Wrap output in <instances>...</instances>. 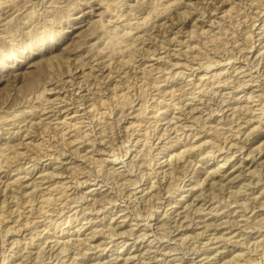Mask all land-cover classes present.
<instances>
[{
  "label": "rangeland",
  "instance_id": "rangeland-1",
  "mask_svg": "<svg viewBox=\"0 0 264 264\" xmlns=\"http://www.w3.org/2000/svg\"><path fill=\"white\" fill-rule=\"evenodd\" d=\"M183 5L191 11L185 22L159 27L143 44V38H133L136 29L130 27L151 26L164 6L173 12ZM263 46L264 0H6L0 7V264H115L118 254V264H179L175 255L191 264L193 249L206 242L214 248L221 238H210L221 234L231 240L204 264H252L254 258L264 264V155L252 162L264 147V83L234 71L251 69L259 61L252 63V53ZM26 54L32 66L9 73ZM99 56L113 70L111 77L98 70L99 60L91 70ZM83 62L72 79L79 83L60 79H71L70 67ZM229 76L249 83L230 80L224 105L229 104L219 110L222 105L211 98L218 81ZM100 81L103 90L95 86ZM43 103H55L62 112L36 118L16 145L32 124L30 112ZM241 104L255 107L253 115L261 118L242 114L234 121ZM8 129L19 130L16 139L5 134ZM161 133L166 134L159 141ZM153 141L158 144L150 148ZM113 149L122 156L117 162L111 161ZM188 151L201 155L195 159ZM90 175L107 184L90 179L78 185ZM232 192L240 199L226 207ZM221 207L226 213L202 234L199 221ZM57 214L58 222L48 221ZM230 216L254 232L227 233L220 223ZM80 220L87 222L76 232ZM160 243L172 252L149 259L150 246L155 250ZM140 257L145 263L136 262Z\"/></svg>",
  "mask_w": 264,
  "mask_h": 264
},
{
  "label": "bare ground",
  "instance_id": "bare-ground-1",
  "mask_svg": "<svg viewBox=\"0 0 264 264\" xmlns=\"http://www.w3.org/2000/svg\"><path fill=\"white\" fill-rule=\"evenodd\" d=\"M215 0H206V3H210V4H212L213 2H214ZM4 2H6V0H2V1H0V7L2 6V4L4 3ZM173 2H175V1H173ZM173 4V3H172ZM187 5V4H186ZM188 6H185V5H183V6H177V7H175V8H173L172 9V11L173 12H169L168 11V8L169 7H166V6H164L162 9H161V12L158 14V16H156V17H153V19H152V21H153V25H151V26H149V22L148 23H146V24H138V25H136V26H133L132 28L130 27V29H131V31H132V29L134 28V29H136V31L134 32L133 31V38L134 39H139V38H143V40L141 41L142 42V44L143 43H146V40L147 39H149L150 38V36L154 33V32H156V31H158L159 30V27H160V29H162V30H168L170 27H171V29H172V27L174 26V25H176V24H179V23H182V22H185L186 21V17L189 15V13L191 12L190 11V9L189 8H187ZM96 8V7H95ZM184 8V9H183ZM93 9V8H92ZM215 9V8H214ZM84 10V8H82L81 9V11H83ZM94 13H95V11H94ZM212 12H210L209 14H211ZM86 14H87V11H84L81 15H79L80 17H79V19H80V21H84L85 19H86ZM155 18V19H154ZM128 23H130V22H128ZM127 22L125 23H123V24H121V25H126V24H128ZM131 24V23H130ZM82 25V24H81ZM120 25H116L115 27L117 28V27H119ZM164 27H166V28H164ZM168 42H170V43H175L176 42V40H174V41H168ZM166 42H164V44H162L161 45V47H166L167 46V43L165 44ZM160 47V48H161ZM254 47V45H252V48ZM259 49V51H258V53H256L255 51L252 53V55H251V57L250 58H252V63L253 62H255L254 61V59H259V61L250 69V67L249 66H246V65H243L241 68H237V67H234V71H235V73L237 74V75H239V74H241L242 72H243V70H244V72H245V74L246 75H251V76H253V77H255V79H253V80H255V81H260L261 83H260V86H262L263 85V80H264V76H262V74L264 73V65L263 66H261L260 67V64L262 63V61H263V59H264V46H263V49H261V48H257L256 49V51ZM23 59H20L19 61V63H16V64H13V65H10V67H11V69L12 70H10L9 71V73H14V74H17V75H19L20 73H18L21 69H23L24 67H30V66H32V63H31V57H30V55H23ZM254 57V58H253ZM100 58H102V59H104V57L103 56H99V59H92L93 61L91 62L92 64L91 65H89V66H91V70H93V69H95V65L93 64V62L94 61H96V60H99L98 62H99V71H102L103 73L102 74H104L106 77H111V75H112V72H113V70L109 67V65L108 64H106V63H104V61L103 60H100ZM108 61V60H107ZM109 63H112V61H110ZM249 63L251 64V62L249 61ZM73 63H71V65H72ZM249 64V65H250ZM85 65V62H83V64H78V65H76L75 67H70V72L68 73V75H70V77H71V79H65V78H60L61 80H64V82L65 83H69L70 81H73L72 82V84L73 83H79V82H76V81H74V80H72V79H74L75 77H76V74H77V69H78V67H81V71L83 70V66ZM245 67H247V68H245ZM254 67H257V69H256V71L258 72V75H253V72H252V70H253V68ZM263 67V71L261 70V68ZM248 69H250V72H247V70ZM107 70H109L108 72H107ZM73 71H74V73H73ZM104 77V76H103ZM106 77L104 78V82H105V80H106ZM230 77L231 76H229L228 78H226V79H223V80H219L218 81V83H219V85H216L217 86V89H218V92L216 91V95H214V96H212V98L211 99H214V100H217V104H218V106L220 107L221 105V108L219 109V107H218V109L219 110H223V108L225 107V105H228L229 103H226L225 105H224V103L226 102V100H227V97L228 96H226L228 93H230L229 91H227V89H228V86H230V80H234L236 83H238V85L239 86H241V85H245V83L247 84V83H249L247 80H246V77H242V78H244V79H241V80H236L237 78H239V77H241V75L240 76H238L237 78H235V79H230ZM99 79H101V77L99 78ZM52 82V81H51ZM103 82L102 81H100V82H98V84H95V86L96 85H98L97 87H101L100 88V90H103L105 87H103V84H102ZM215 83V82H214ZM64 86H67V85H64ZM83 85H79V87L81 88ZM63 87V86H62ZM61 87V88H62ZM106 87L107 88H109V84L108 85H106ZM197 88H200V86H198V87H196V88H194V89H197ZM48 90V88H46L45 89V91H47ZM243 91H245V89L243 88L242 89ZM72 93H70V97H72ZM255 96V95H254ZM260 96H264V94L262 93V94H260ZM74 100L75 99H77V98H73ZM248 97L245 99L246 101H248ZM54 104L55 103H53V104H50V105H46V103H43V104H40V105H38V106H36L35 108V110H33L34 112H30V116H32V118H30L29 120H28V116H27V118H24L23 120H21V121H24V120H28V121H31L32 122V124H26V125H28L27 126V128L25 129V131H27V133L25 132V134H23L22 132L20 133V136L18 137L19 139H22V140H20L19 142H17V143H15L16 145H18V144H20L22 141H23V139H24V137H25V135L26 134H28V133H30V131H28L31 127L30 126H32L33 125V123H37V121L36 122H34V120L36 119V118H39L40 120L41 119H43V116L46 114V113H48V112H50V111H53L54 112V114H56L57 112H62V110L59 108V109H57L56 107H54ZM263 106H262V109H263V111H264V104H262ZM80 107V106H79ZM37 108H39V109H37ZM68 110V109H67ZM237 111H239V112H237ZM256 111V108L255 107H250V106H247V104L243 107L242 106V104L241 105H239L238 106V108H237V110L235 111V112H237V113H234V115H232V116H234V121L235 120H237V119H240L241 118V115L243 114L244 116H245V114L247 115L248 114V116H251V115H253V113ZM232 114H233V112H232ZM243 116V117H244ZM247 117V116H246ZM261 118V116H259V114H258V116H255V115H253V118H257V120H259L260 118ZM165 118V117H164ZM233 118V117H232ZM250 119H252V118H250ZM249 118L246 120V121H249L250 120ZM172 121H173V116H171L170 117V119L168 120V122H170V123H172ZM180 121V117H177V120H176V123L178 124V122ZM77 123V122H76ZM75 123V124H76ZM11 124H16V122H13V123H11ZM46 124V123H45ZM176 124V125H177ZM179 125V124H178ZM192 126H194L193 124H191ZM238 125H241V124H238ZM175 127V125H173L171 128H174ZM179 127V126H178ZM184 125H182V127L181 128H175V132L176 133H178V131H180L181 129H184ZM213 127V126H212ZM21 128V127H20ZM19 128V129H20ZM194 128H197L196 126H194ZM169 129V128H168ZM205 129V128H204ZM257 130H260V129H257ZM229 131H233V128L232 127H229ZM261 131V130H260ZM259 131V132H260ZM264 131V130H263ZM185 132V131H184ZM211 132V131H210ZM238 132V135L237 136H235V135H232V137H231V139H233L234 137L233 136H235V137H237V138H240L239 137V134L241 133V132H239V131H237ZM6 133H10V137H11V139H14L15 138V135L17 134V133H19V130H17V131H15V130H11V129H8V130H5V134ZM253 132H251V134H252ZM166 134V133H165ZM164 133H161L158 137H156L159 141L164 137L163 135H165ZM208 134H211V133H208ZM171 136V129H170V132L168 131V136L167 137H170ZM2 138H6V136H4V137H2ZM16 139V138H15ZM178 139V138H177ZM242 140V139H241ZM164 140H162V142H163ZM174 141V140H173ZM177 141H180V139H178ZM101 142V141H100ZM157 144H158V142H152V144H150V148L151 147H156L157 146ZM178 143L177 142H175V143H173V145L174 146H176ZM233 144V143H232ZM169 146V148H170V146H172V144H170V145H168ZM226 146L224 145V146H222L221 145V147H220V149H223V148H225ZM244 148L245 147V144H242V145H240V148ZM78 148H80V146L79 147H77L76 149H78ZM84 149H85V147H84ZM83 147H81L80 148V150H79V153H80V155L82 154V156H85V157H87V154L88 153H82L83 152ZM167 147H165L164 148V151H167ZM74 149H72L71 151H73ZM130 150V147H128V151ZM89 151V150H88ZM127 151V152H128ZM211 151V150H210ZM211 152H209V153H206V154H208V155H211L210 154ZM112 154H113V156H114V158L111 160L112 162H117L118 161V159L119 158H121L122 156H121V154H119V153H116L115 151H114V149L112 150ZM188 154H189V156L190 157H195V159L196 158H198V156L199 155H201V153L200 152H198V153H194V152H192V151H188ZM259 155V156H258ZM263 155H264V147H262V148H259L258 150H257V152H256V155H254V157H256V158H254L253 159V163L254 162H258V160L259 159H261L262 157H263ZM59 156V155H58ZM57 156V157H58ZM211 157H213V156H211ZM199 159V158H198ZM230 159V158H229ZM194 161V159L193 160H191L190 159V161L189 162H193ZM53 166V165H52ZM20 167H23V165L22 166H20ZM47 167V166H46ZM60 167V166H59ZM61 167H63V166H61ZM112 168H114L113 169V171H115L116 172V168H115V166H112ZM66 169H67V167H66ZM36 170V167L34 166V168H33V170H32V172H34ZM156 170V169H155ZM154 170V171H155ZM31 171V170H30ZM156 172V171H155ZM57 173V172H56ZM93 176V177H92ZM90 179H93L94 181H95V183L96 184H102V183H104V184H107V182H105L99 175H90V178H87V179H85V181H78V185L80 186L81 184H84V183H86V182H88V181H90ZM259 179H261V177H260V175H259ZM251 183H253L251 180L248 182V186L250 185L251 186ZM255 183H257V182H255ZM18 185H21V183L20 184H18ZM153 185H154V183H152V187H153ZM159 186H161V185H159ZM244 186H247V185H244ZM38 187V186H37ZM156 187H158V186H156ZM49 188V187H48ZM193 190V189H192ZM246 190V189H245ZM93 191V190H92ZM91 191V192H92ZM133 192V191H132ZM18 193H19V191L16 193V196L14 195V197H20L19 195H18ZM248 193V192H247ZM250 194L252 193V192H249ZM52 193L50 192L49 193V196H47V197H45L44 199L46 200V199H49L47 202H50V200H51V198H52ZM194 195V192H191L190 193V197L189 198H191L192 196ZM227 196L229 197V198H232V200L230 201V202H227V201H225V202H227V203H225V205H226V207H229L232 203H234V202H236L237 200H239L240 198H238L237 197V195L236 194H234V196H233V192L232 193H230L229 195H226L225 197L227 198ZM86 197H87V195L85 196V195H82V201L84 200V199H86ZM224 197V198H225ZM234 197H237V199H234ZM130 198H132V196L130 197ZM180 206V205H179ZM222 206H224V205H222ZM125 208H128V206H126ZM186 208H188V206L186 207ZM204 208H200L199 209V211H201V210H203ZM219 209H222L221 211H219ZM219 209H216V211L214 212V211H209V213H212L211 214V216H209V217H207V218H205L204 217V219L203 220H200L199 222H204V224H203V227H205L204 229H203V232H202V234H204V232L205 231H207V229H206V227L207 228H211L213 225H212V219H214L215 217H217L218 216V218H220V217H222L225 213H226V211L223 209V207H221V208H219ZM248 210L246 209V212H247ZM245 212V214L247 215V213ZM198 213H200V212H198ZM198 213H196V214H198ZM208 212H206L204 215H208L209 214ZM61 214V213H60ZM179 214H181V213H179ZM190 217V214L189 213H187V214H185L184 216H182V217ZM198 216H200V215H197V216H195V217H198ZM41 217V216H40ZM195 217L193 218V217H191L190 218V220L191 221H193V220H195ZM234 217V218H233ZM237 216H230V217H227V219L226 220H223L220 224H222V223H225V226H226V228L227 229H230L229 231H227V233H232L233 231H234V228H237V229H239V231L236 233L235 232V234H233V235H241V234H243V235H246L247 233H253L254 231L251 229V230H247V229H245V225L244 224H241V222L239 221V219H237L236 218ZM83 218H87L85 215H83ZM210 218H211V221H210ZM47 218H45V219H43L44 221L46 220ZM59 219H60V215H58L57 214V216H56V218H49L48 219V221H51V223H53V222H58L59 221ZM170 219V218H169ZM209 219V220H208ZM43 220H39V221H37V223H39V222H41V221H43ZM68 221H70L71 222V220L72 219H67ZM17 221V220H16ZM88 221V222H87ZM87 221H82V220H80V223L82 222L83 224H82V226H80L78 229H76L77 231L76 232H79L81 229H82V227L86 224L85 222H87V223H89V222H91V219H88ZM175 221H177V220H175ZM29 222V221H28ZM42 223H44V222H42ZM51 223L50 224H46V226L47 227H49V226H51ZM192 223H188V227H186V228H191V225ZM41 225H43V224H41ZM148 226V228H151V225H149V224H147ZM222 226V225H221ZM57 227H59V226H57ZM14 230V229H13ZM44 230H45V228H44ZM153 230V229H152ZM246 230V231H245ZM242 231H245V232H243L242 233ZM223 233V232H222ZM234 233V232H233ZM79 234V233H78ZM116 233L114 232L113 234H112V236H114ZM145 234H148L147 233V231L145 232ZM246 236H249V235H246ZM218 237H220L221 239H218ZM46 239V241L45 242H47L48 241V237H46L45 238ZM215 239H218V240H216V241H214L213 242V240H215ZM71 240V238H69L68 239V242ZM210 240H212V242L213 243H216V246H214V248L213 247H210L208 244H209V242H206V243H204V244H202L201 246H198V247H196L195 249H193V254L195 255L194 257H192V259H191V264H204V261L205 260H207V259H209L211 256H213V257H216L217 256V254H218V252L219 251H221V247H225L226 246V244L228 243V241H230L231 240V238H230V236H225V235H223V234H221V236H213L212 238H210ZM56 241L57 242H59L60 240L59 239H56ZM67 242V244L68 245H72V244H74V243H72V244H69ZM219 242H221L220 244H217V243H219ZM50 244V243H49ZM162 244L163 243H160L159 245H157V247H156V249L154 250V247L155 246H150V248H149V252H151V254L149 255V259H154V260H158L159 258H160V256L161 255H167V254H169V253H171L172 251H170V250H161L162 249ZM258 244V243H257ZM181 245V244H180ZM165 249V248H164ZM175 249L176 250H178V251H182L181 250V248L180 247H175ZM64 247H62L58 252H60V253H63L64 252ZM49 251H51V250H49ZM163 251V252H162ZM216 251V252H215ZM254 251H256V249H254ZM152 252H154V254H152ZM159 252H160V254H159ZM52 254H54V252H51ZM119 255L120 254H118L116 257H115V259L116 260H114V262L113 263H115V264H118V258H119ZM135 256V255H134ZM52 257V256H51ZM50 257V258H51ZM174 259H175V261H178V260H180L179 262V264H185V256H178V255H175L174 257H173ZM256 259L257 258H254L253 260L254 261H251L252 262V264H257V262H256ZM258 260V259H257ZM138 261H140V262H144L145 263V261H146V258L144 257V258H141L140 257V259L139 260H137L136 262H138ZM166 261H167V259L166 258H163V262L164 263H166ZM264 261V260H263ZM124 262H126V263H128L129 261H128V259H125L124 260ZM259 262H260V260H259Z\"/></svg>",
  "mask_w": 264,
  "mask_h": 264
}]
</instances>
